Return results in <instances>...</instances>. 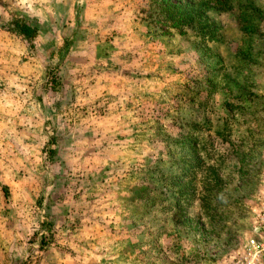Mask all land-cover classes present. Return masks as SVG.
I'll use <instances>...</instances> for the list:
<instances>
[{"label":"rangeland","instance_id":"obj_1","mask_svg":"<svg viewBox=\"0 0 264 264\" xmlns=\"http://www.w3.org/2000/svg\"><path fill=\"white\" fill-rule=\"evenodd\" d=\"M241 2L171 27L163 0H0V264H232L264 196V0Z\"/></svg>","mask_w":264,"mask_h":264},{"label":"trees","instance_id":"obj_2","mask_svg":"<svg viewBox=\"0 0 264 264\" xmlns=\"http://www.w3.org/2000/svg\"><path fill=\"white\" fill-rule=\"evenodd\" d=\"M210 1L213 3V5H217V3H219V5H222L224 7L226 6V8H232L231 4H229L230 0H201V2L198 4H189L187 7H186L187 4L180 6V8H183L182 10V9H178L179 7L177 4H173V3L171 4L169 0H163L162 9L164 8L169 9V7H176L177 10L182 13V16L179 17L178 20H175L172 24H169L168 26L180 27L179 25L180 21H183L182 24L184 25V27L185 25L190 26L193 23V21L196 20V17L198 18L196 22H198V25H201L203 23L201 22L202 19H200L202 17V13L198 10L203 9L204 5H207ZM237 1L239 3H242L241 0H237ZM250 7L251 6L249 5V9ZM3 27L5 30L25 39L28 42H31V40H33V38L36 35V28L27 21H25L22 17L17 15L10 17L5 22ZM197 31L201 35H209L207 34L208 32L201 26H197ZM49 79L51 84H53V82L56 83L54 76H50ZM51 143H53L52 134L48 136L43 147L45 148L49 146ZM48 151L50 152V154L53 152L51 148H48L47 152ZM182 167L184 169H188L189 165L187 163H184ZM178 189L180 190L181 188Z\"/></svg>","mask_w":264,"mask_h":264},{"label":"built area","instance_id":"obj_3","mask_svg":"<svg viewBox=\"0 0 264 264\" xmlns=\"http://www.w3.org/2000/svg\"><path fill=\"white\" fill-rule=\"evenodd\" d=\"M232 264H264V196L254 214L253 232L244 240Z\"/></svg>","mask_w":264,"mask_h":264}]
</instances>
